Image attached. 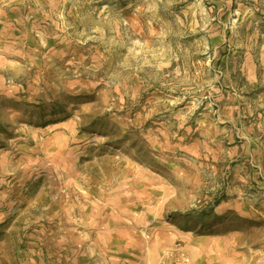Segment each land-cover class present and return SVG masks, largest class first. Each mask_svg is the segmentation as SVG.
Wrapping results in <instances>:
<instances>
[{
  "label": "rangeland",
  "instance_id": "374dc122",
  "mask_svg": "<svg viewBox=\"0 0 264 264\" xmlns=\"http://www.w3.org/2000/svg\"><path fill=\"white\" fill-rule=\"evenodd\" d=\"M230 232L264 250V0H0V264Z\"/></svg>",
  "mask_w": 264,
  "mask_h": 264
},
{
  "label": "crops",
  "instance_id": "0c3cea01",
  "mask_svg": "<svg viewBox=\"0 0 264 264\" xmlns=\"http://www.w3.org/2000/svg\"><path fill=\"white\" fill-rule=\"evenodd\" d=\"M250 64L251 62L247 66ZM249 70L251 71V65ZM244 158L249 159L247 156ZM239 236L238 232H230L224 235L223 239L220 236L212 239L223 240V248L196 249L190 254L189 264H264V250L258 247H243V244L238 242ZM196 242L199 243V240L196 239Z\"/></svg>",
  "mask_w": 264,
  "mask_h": 264
},
{
  "label": "built area",
  "instance_id": "2783aa9c",
  "mask_svg": "<svg viewBox=\"0 0 264 264\" xmlns=\"http://www.w3.org/2000/svg\"><path fill=\"white\" fill-rule=\"evenodd\" d=\"M184 259L181 253L177 251L170 252L161 264H184Z\"/></svg>",
  "mask_w": 264,
  "mask_h": 264
}]
</instances>
